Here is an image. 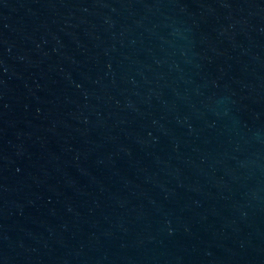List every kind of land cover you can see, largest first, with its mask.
<instances>
[{"label":"water","instance_id":"obj_1","mask_svg":"<svg viewBox=\"0 0 264 264\" xmlns=\"http://www.w3.org/2000/svg\"><path fill=\"white\" fill-rule=\"evenodd\" d=\"M0 264H264V0H0Z\"/></svg>","mask_w":264,"mask_h":264}]
</instances>
